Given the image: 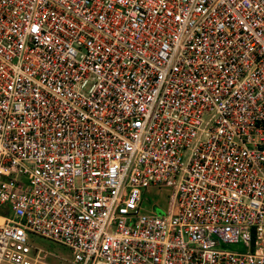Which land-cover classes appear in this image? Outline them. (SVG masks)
I'll return each mask as SVG.
<instances>
[{
	"label": "built area",
	"instance_id": "2783aa9c",
	"mask_svg": "<svg viewBox=\"0 0 264 264\" xmlns=\"http://www.w3.org/2000/svg\"><path fill=\"white\" fill-rule=\"evenodd\" d=\"M28 233L264 264V0H0V264H50Z\"/></svg>",
	"mask_w": 264,
	"mask_h": 264
},
{
	"label": "rangeland",
	"instance_id": "374dc122",
	"mask_svg": "<svg viewBox=\"0 0 264 264\" xmlns=\"http://www.w3.org/2000/svg\"><path fill=\"white\" fill-rule=\"evenodd\" d=\"M171 190L168 187L161 186L160 189L147 188L142 191V209L148 212H154L156 209L160 211L161 207L166 208ZM28 243L31 246L41 248L44 251L49 252L51 255H48L46 259L50 264H67L64 261L56 258L55 255L64 258H72L73 252L67 246L46 239L44 237L33 235L28 233Z\"/></svg>",
	"mask_w": 264,
	"mask_h": 264
}]
</instances>
